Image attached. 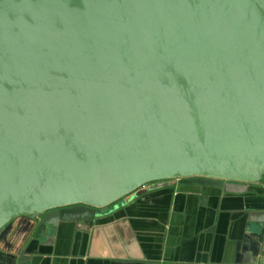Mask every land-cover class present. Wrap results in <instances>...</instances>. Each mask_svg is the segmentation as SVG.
<instances>
[{"label": "water", "instance_id": "water-1", "mask_svg": "<svg viewBox=\"0 0 264 264\" xmlns=\"http://www.w3.org/2000/svg\"><path fill=\"white\" fill-rule=\"evenodd\" d=\"M189 184L257 264L264 0H0V264Z\"/></svg>", "mask_w": 264, "mask_h": 264}, {"label": "crops", "instance_id": "crops-1", "mask_svg": "<svg viewBox=\"0 0 264 264\" xmlns=\"http://www.w3.org/2000/svg\"><path fill=\"white\" fill-rule=\"evenodd\" d=\"M214 190L175 188L173 196L114 212L87 233L65 224L52 245L34 247L30 264H236L231 236L243 216L233 213L235 199L250 194L222 193L217 205ZM257 264H264V256Z\"/></svg>", "mask_w": 264, "mask_h": 264}]
</instances>
